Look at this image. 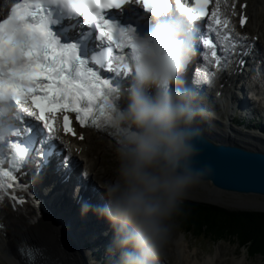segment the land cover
Returning <instances> with one entry per match:
<instances>
[{
  "label": "clouds",
  "instance_id": "obj_1",
  "mask_svg": "<svg viewBox=\"0 0 264 264\" xmlns=\"http://www.w3.org/2000/svg\"><path fill=\"white\" fill-rule=\"evenodd\" d=\"M147 14L151 26L131 34L126 87L118 104L105 108L115 169L95 214L113 230L108 255L116 264H155L185 214L186 193L207 171L191 166L202 110L178 80L193 55V21L177 0L168 11ZM88 210L82 206L81 214Z\"/></svg>",
  "mask_w": 264,
  "mask_h": 264
},
{
  "label": "snow or ice",
  "instance_id": "obj_2",
  "mask_svg": "<svg viewBox=\"0 0 264 264\" xmlns=\"http://www.w3.org/2000/svg\"><path fill=\"white\" fill-rule=\"evenodd\" d=\"M127 0H23L17 3L0 21V139L4 135H19L14 121L23 117L33 118L43 124L49 136L55 138L54 120L57 114L63 117V131L76 135L70 127L69 113L75 114L81 128L111 129L107 122L106 105L116 106L120 100V88L102 79L91 65L106 72L128 78L131 72L132 29H117L100 15V10L120 8ZM146 13L168 11L170 0H135ZM221 0L210 15L206 14L209 0H177L182 12L193 22L209 21V31L215 32L221 43L237 47L230 35L229 21L221 18ZM66 9L83 17L84 23L95 29V39L107 47L91 57L81 59L75 44L61 45L50 30L53 9ZM243 8V5H241ZM245 17L240 16V26ZM243 39V37H241ZM203 48L216 61L215 46L209 39L203 40ZM207 58V55H206ZM27 131V130H26ZM83 139V137H79ZM16 158L22 159L25 149L18 144L11 146ZM0 189L11 187L13 177L0 172ZM13 199H16L13 197Z\"/></svg>",
  "mask_w": 264,
  "mask_h": 264
},
{
  "label": "bare ground",
  "instance_id": "obj_3",
  "mask_svg": "<svg viewBox=\"0 0 264 264\" xmlns=\"http://www.w3.org/2000/svg\"><path fill=\"white\" fill-rule=\"evenodd\" d=\"M9 0H0V13L2 11V8L4 6V3H6ZM217 4V0H212V5H211V11L213 10V8L216 7ZM244 4L245 8H241V5ZM264 10V0H225L224 3H222V0L220 2V8L219 11L221 12V14L224 15V18L226 17V19H228L229 15L231 14V18H229V27L232 29V34L234 35V39L236 41H239L240 44L244 47H247L249 43H251L253 41V39H258L257 40V44L262 47L264 49V42L261 40V38L259 39L258 34L260 35V21L258 20V14L260 11ZM241 14H245V16H247L249 18L247 25L245 26V28L242 30L239 26V19ZM249 32H251L250 37H249ZM261 36V35H260ZM241 37H243V39H241ZM260 40V41H259ZM238 49H241V47H239ZM231 52H233V57H236V49H233L230 47ZM263 55L261 56V64L263 67H256L255 71H257V69L259 68L258 71L261 70V68L264 69V51L262 50ZM237 59L235 58V61ZM234 65L236 66L234 60H232V64H231V68L234 67ZM228 68V65L226 66ZM209 68V66H208ZM262 69V70H263ZM233 70H228L223 74V79L220 83L224 84V90L223 91V98L220 101L222 104V109H229V106L231 104V99H230V95L227 93V90L230 89L231 87L235 86L236 80H235V75H233ZM124 85V88L126 87L127 81H123L122 82ZM258 91H255L253 95H251V98L255 97L257 99L262 98V101L264 102V95H259L257 93ZM205 102L204 104L202 102ZM209 103V98L202 96V97H195L194 96V103L195 106L202 110V114H201V118L198 119L196 126L199 128V132L201 134H203L204 137H208L209 138H213V137H217L220 138L222 136H219L218 133H212V132H207V128L205 126V124L202 122L203 121V116H204V110H205V104ZM207 119H209V116H206ZM229 118V116H227V119ZM230 120V119H228ZM228 129L232 132H235L234 130H232L230 127L227 128V125H223L222 126V130L220 134H223V136H228L227 138H229L230 140H233L236 143H240L242 144L244 147L248 148V149H252V150H259V151H264V140H258L257 138H255L254 136L252 137V135H248L247 133H240L238 132V134H232L231 132L228 131ZM217 131V130H216ZM83 133H85V138L84 141L81 143L78 142H73V145H68V141H64V147H69L68 153L72 158H76L79 159V162L81 164V168H82V173L83 175L85 174V176L90 180L93 181L94 178L98 179L99 174L101 175L103 172H99L97 171V164L91 159V155H90V148L87 147L86 143H90V140L92 139H96L98 141V143H100L103 147L105 148H111L110 143L104 138L101 137L93 132H87V131H83ZM219 136V137H218ZM239 136L241 138H239ZM222 139H220L219 141H221ZM215 141V140H214ZM218 141V142H219ZM87 143V144H88ZM77 148V152H74V149ZM87 148V149H86ZM86 149V150H85ZM106 173V172H105ZM104 183V182H102ZM102 189V188H101ZM196 189H201L199 192L196 191ZM103 190V189H102ZM224 195L229 196L228 194L225 193H221V192H216L215 190H213L211 188V186L206 183H199L193 187H191L188 192L186 193V197L185 198H190L193 200H197V201H202L205 203H212V204H217L219 206H226V207H235V208H240V209H254V210H264V202L258 200L257 198H250V199H246V200H239V201H235V199L237 200L238 198H228V200L224 199L225 197H223ZM232 195V194H231ZM234 195V194H233ZM223 197V198H222ZM232 197V196H231ZM231 200V201H229ZM55 209L60 212L62 210L61 207H59L58 203L54 204ZM71 208V206H70ZM95 218L99 219L100 221H102L103 219L98 217L97 215L94 216ZM69 220V219H68ZM98 221V222H100ZM52 223L50 222H45L43 220L39 221L35 226L33 227H29L26 229L27 233H31V232H36L39 233L41 236H43L45 239V241H49L48 236L50 237V230L53 227L51 226ZM11 227H16L18 226V223H14V225H10ZM60 227V226H59ZM13 228V229H14ZM11 230L12 233H17L14 230ZM44 229H46V232H44ZM20 234V232H19ZM23 234V232L15 239H20L21 235ZM27 234V235H28ZM48 236H47V235ZM25 235V236H27ZM12 236H5V235H0V264H20L17 260L19 259L18 256H16V254L13 252L14 249H16V245H17V240L15 241V239H12ZM84 238V237H83ZM96 236L93 234L92 237L90 238L93 242L92 245L95 246V248L100 249L99 247L96 246ZM184 238L180 237L178 240L174 241V245L176 247V252H177V264H222L223 263V259L220 257L218 250L216 251V254L214 256V258H210V260H203V261H197V259H193L188 250H187V244H185L183 241ZM74 240V238H73ZM165 254V253H163ZM162 254V256H163ZM167 255V254H166ZM175 257V256H174ZM165 259V258H164ZM168 259V258H167ZM165 259V260H167ZM175 260V259H174ZM245 258L240 259L239 261L236 262V264H244ZM111 262L112 263H116V261H114L113 257L111 258ZM176 264V263H174Z\"/></svg>",
  "mask_w": 264,
  "mask_h": 264
},
{
  "label": "water",
  "instance_id": "obj_4",
  "mask_svg": "<svg viewBox=\"0 0 264 264\" xmlns=\"http://www.w3.org/2000/svg\"><path fill=\"white\" fill-rule=\"evenodd\" d=\"M218 141L199 135L191 166L207 170L200 183H208L216 192L264 198V151ZM49 230L46 243L50 261L45 264H85L76 241L55 228Z\"/></svg>",
  "mask_w": 264,
  "mask_h": 264
},
{
  "label": "rangeland",
  "instance_id": "obj_5",
  "mask_svg": "<svg viewBox=\"0 0 264 264\" xmlns=\"http://www.w3.org/2000/svg\"><path fill=\"white\" fill-rule=\"evenodd\" d=\"M224 2L225 0H222V3ZM257 18L260 21L259 23L261 25L260 26L261 36L259 34L258 36H259V39L261 38V40L264 42V10L263 11L261 10L259 12ZM250 33L251 32H249V37L251 35ZM259 48L262 53V50L264 51V49L262 47H259ZM218 77L219 76L215 77L214 79H212V81L216 82ZM202 103L204 104L205 102L203 101ZM241 137L239 136V138ZM87 143H86L87 147L90 148L89 151H90L91 159L96 163L100 162V164L96 165L97 171L101 169L99 172H103L101 175L99 174L98 179H94V182H96V184L102 185L103 184L102 182H106L114 178L115 161H114L113 154H112L113 145L110 144L111 148H105L100 143H98L96 139H92L90 140V143L88 144ZM200 190L201 189H196V191L198 192ZM228 195L229 196L224 195L223 196L225 197L224 199L228 200V198H232V199L238 198L237 200L235 199V201H239L241 199L246 200L250 198H257L258 200L264 202V198L260 196L259 197L257 196H238V195H233V194L232 195L228 194ZM185 202L196 204L199 206L201 205L205 207H215V208L227 211V212H236V213L237 212H247L251 214L264 213V212H257L260 210L240 209V208H235V207L219 206L217 204L205 203V202L193 200L190 198H185L184 203ZM44 232H46V229H44ZM180 237L184 238L183 242L187 244V250L190 256L195 260L197 259V261L210 260V258L211 259L214 258L216 251L218 250L220 257L223 259L222 264H236V262L242 258H245L244 264H264V257H262L261 255L252 254V255H249V258H248L243 246H239L235 242L237 239H232V240L225 239V240L215 242L211 239V237H207L204 235L196 237L193 231L191 233H188L179 225L178 222H176V227L173 231L172 237L169 241L168 246L166 247L164 251L165 254H163L162 256L163 259L168 258L167 260L164 259L168 264H174V263L177 264V259H176L177 252H176V247L174 245V241L178 240ZM48 239H49V236H48Z\"/></svg>",
  "mask_w": 264,
  "mask_h": 264
},
{
  "label": "trees",
  "instance_id": "obj_6",
  "mask_svg": "<svg viewBox=\"0 0 264 264\" xmlns=\"http://www.w3.org/2000/svg\"><path fill=\"white\" fill-rule=\"evenodd\" d=\"M183 208L185 214L177 222L185 231L211 237L215 242L237 239L235 242L249 255L264 257V213L227 212L188 202L183 203Z\"/></svg>",
  "mask_w": 264,
  "mask_h": 264
}]
</instances>
